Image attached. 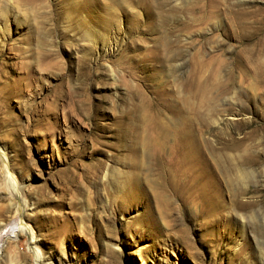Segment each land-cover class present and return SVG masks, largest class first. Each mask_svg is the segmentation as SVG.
Masks as SVG:
<instances>
[{"label":"rangeland","instance_id":"1","mask_svg":"<svg viewBox=\"0 0 264 264\" xmlns=\"http://www.w3.org/2000/svg\"><path fill=\"white\" fill-rule=\"evenodd\" d=\"M0 229V264H264V0H0Z\"/></svg>","mask_w":264,"mask_h":264},{"label":"bare ground","instance_id":"2","mask_svg":"<svg viewBox=\"0 0 264 264\" xmlns=\"http://www.w3.org/2000/svg\"><path fill=\"white\" fill-rule=\"evenodd\" d=\"M194 139V138H193ZM195 140V139H194ZM191 142V141H190ZM195 143V142H194ZM192 146V145H191ZM194 147V146H193ZM196 148V147H195ZM198 149V148H197ZM197 152V151H196ZM198 152H199V150H198ZM193 153H194V151H193ZM186 154H187V152H186ZM157 155H159V154H157ZM205 159V158H204ZM206 162V161H205ZM204 162V163H205ZM141 163V162H140ZM191 164V165H190ZM183 165H187L186 167L188 168H191V167H195V166H198V170H199V172L198 173H200L201 174V172H202V169L203 168H200L199 166H201V165H203V163H202V160L201 159H199V156H197L196 154L194 155V154H188L187 156H182V161L180 162V166H183ZM202 167V166H201ZM139 168H144V166H143V164H141V167L139 166ZM138 168V169H139ZM144 171V170H143ZM142 171V172H143ZM176 172V171H175ZM184 172V171H183ZM140 173H141V171H140ZM142 174V173H141ZM144 174V173H143ZM142 174V175H143ZM142 175H140V176H142ZM182 175H184V174H182ZM182 175H180L181 177H182ZM133 176V175H132ZM139 176V177H140ZM144 176V175H143ZM175 176V175H174ZM186 176H187V174H186ZM136 177V176H135ZM139 177H137L138 178V181H139ZM177 177V176H176ZM137 178H136V180H137ZM169 178V177H168ZM184 178H185V175H184ZM133 179V178H132ZM142 179H144V177L142 178ZM146 179V178H145ZM144 179V180H145ZM134 180V179H133ZM135 180V181H136ZM176 180V179H175ZM184 180V179H183ZM143 181V180H142ZM174 181V180H173ZM140 182V181H139ZM132 183H133V181H132ZM138 184V183H137ZM144 184V183H143ZM147 184V183H146ZM142 185V184H141ZM138 187H139V184L137 185ZM136 185H135V187H137ZM147 187V186H146ZM132 189V188H131ZM130 191V190H129ZM151 192V191H150ZM148 193V192H147ZM21 224H23L22 222H21ZM20 224V225H21ZM6 232L5 231H3V230H1L0 229V236H3L4 234H5ZM17 233H24V234H26L27 236L28 235H30V232H28V230L23 226V225H21L20 227L18 226L16 229H14L13 230V232H12V234H11V237H16L17 235ZM33 242V239H30V244H33L32 243ZM30 250L33 252V254L35 255V257H36V260H39L40 261V259H41V256H40V254H38L37 253V251H36V249H35V246L33 245H31V248H30ZM39 261H38V263H39ZM41 264V263H40Z\"/></svg>","mask_w":264,"mask_h":264}]
</instances>
